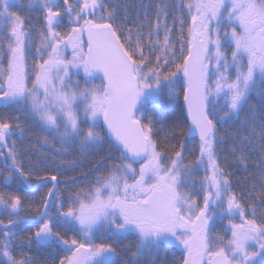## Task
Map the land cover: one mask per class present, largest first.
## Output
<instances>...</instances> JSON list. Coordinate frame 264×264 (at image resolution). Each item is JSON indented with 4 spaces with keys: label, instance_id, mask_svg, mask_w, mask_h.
Instances as JSON below:
<instances>
[{
    "label": "snow or ice",
    "instance_id": "6c2138e0",
    "mask_svg": "<svg viewBox=\"0 0 264 264\" xmlns=\"http://www.w3.org/2000/svg\"><path fill=\"white\" fill-rule=\"evenodd\" d=\"M0 108V264H264V0H0Z\"/></svg>",
    "mask_w": 264,
    "mask_h": 264
},
{
    "label": "trees",
    "instance_id": "16d2710c",
    "mask_svg": "<svg viewBox=\"0 0 264 264\" xmlns=\"http://www.w3.org/2000/svg\"><path fill=\"white\" fill-rule=\"evenodd\" d=\"M98 83H100L99 80H96ZM181 98L178 100L176 106L177 108L172 110L171 111V118H173V120L168 121V120H165V121H161V123L163 124L164 126V129L165 131L164 132H157V135H156V139L158 141V143H160V148L159 150L160 151H165V146H164V137H165V134L168 130H170L175 124L177 123H180L183 125V129L186 131L187 130V123H186V120H185V116H184V111H183V108H182V102H181ZM159 108V106H157ZM155 109V111L153 112L154 115L156 116H161V109L159 108ZM183 114V115H182ZM163 118H164V114L162 115ZM160 125L158 124L157 127H159ZM177 131H179V129H177ZM175 143L178 144V139L173 141ZM194 145H196V141H194ZM225 147V151H222L219 153V157H220V160H221V163H224L225 161H227L228 165H230V167L227 169L231 172L234 173L233 177H232V183H233V187L236 188L237 190H239L240 188V185L238 184V181L240 179L241 176L243 175H247L248 172H251L253 171L255 165L254 163L250 162V166L248 168V171L245 172L241 166L237 165L231 158V156H229L227 154V145L224 146ZM253 160L255 159V157L252 158ZM138 167V165H137ZM202 175H204V172L201 171ZM70 175H75L74 172H71L69 173ZM14 183V182H12ZM81 184L85 183V181L81 180L80 181ZM10 184L7 186L9 187ZM7 187H5L4 185V182L2 183V190H9L7 189ZM61 187L63 188L64 192H65V195L68 194V191H69V188L68 187H65L64 185H61ZM73 190H74V187L75 186H70ZM14 190V189H13ZM46 189H35L33 191H28L26 190L23 194L26 195L27 198L31 199V195H33V197H35L36 200H39V196H40V193L42 192H45ZM125 243H128V241H125ZM22 250L21 249H17L16 252L17 254H19ZM23 251H27V249H23ZM33 255H37V253L35 252V250L33 251L32 253ZM59 250L58 249H45V250H41L38 254V258L41 259V260H44L45 263L47 264H54V262L56 260H58L59 258ZM180 255L179 251L178 250H171V251H168L167 253H165L162 257L163 259V262L164 264H172L173 260L175 258H177L178 256ZM158 264H159V261H158Z\"/></svg>",
    "mask_w": 264,
    "mask_h": 264
},
{
    "label": "rangeland",
    "instance_id": "374dc122",
    "mask_svg": "<svg viewBox=\"0 0 264 264\" xmlns=\"http://www.w3.org/2000/svg\"><path fill=\"white\" fill-rule=\"evenodd\" d=\"M21 3L24 4V5H26V4H27V0H21ZM23 15H24V16H27V17H31L30 19H28V20L26 21V24H27V25H36V24H37V15H38V14H36V13L24 12ZM33 50H34V49H33ZM67 54H68L69 56L71 55L70 50L67 51ZM229 55H230V50H229ZM95 83L99 84L97 81H95ZM179 91H180V97H179V99H180V98L182 99V95H183V93H182V89H179ZM179 99H178V100H179ZM177 102H178V101H176V102H174V103H167V102H165V103H163L162 105H159V108L161 109V111H159V112H161L162 115L164 114V118H163L162 121L168 120V121L171 122V120H173V118H171V115H170V114H171V111H172V110H174V109L177 108V106H176ZM157 108H158V107H157ZM159 108H158V110H159ZM183 111H184V110H183ZM12 114H13V113H12V111H11L10 109H7V110H6V109H2V108H0V115H12ZM150 114L154 115L153 112L150 113ZM194 147H195V145H194V141H192V142L189 144V149L191 150V149H193ZM195 151H196V153L198 154V148H195ZM24 159H25V164L27 165V157H25ZM138 167H139V166H138ZM202 176H203V175H202V173H201V171H200V172L196 173V175H195V179L199 180ZM0 181H2V183H3L2 177H0ZM15 188H16L15 183H10V186L7 187V189H9V190H7V191H12V190L15 189ZM223 223H224V221H221V222H220V227L223 226ZM40 260H41V259H40ZM41 261L44 262V260H41ZM44 264H47V263L44 262Z\"/></svg>",
    "mask_w": 264,
    "mask_h": 264
},
{
    "label": "flooded vegetation",
    "instance_id": "af4514ba",
    "mask_svg": "<svg viewBox=\"0 0 264 264\" xmlns=\"http://www.w3.org/2000/svg\"><path fill=\"white\" fill-rule=\"evenodd\" d=\"M0 166H2V162L0 161ZM16 185V184H15ZM17 187V186H16ZM0 190H2V181H0ZM32 198H35L33 197V195H31Z\"/></svg>",
    "mask_w": 264,
    "mask_h": 264
},
{
    "label": "water",
    "instance_id": "95a60500",
    "mask_svg": "<svg viewBox=\"0 0 264 264\" xmlns=\"http://www.w3.org/2000/svg\"><path fill=\"white\" fill-rule=\"evenodd\" d=\"M182 104H183V100H182ZM184 114H185V119H186V113L184 112ZM28 190H35V189H28Z\"/></svg>",
    "mask_w": 264,
    "mask_h": 264
}]
</instances>
